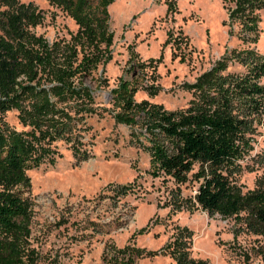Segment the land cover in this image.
<instances>
[{
	"label": "rangeland",
	"instance_id": "obj_1",
	"mask_svg": "<svg viewBox=\"0 0 264 264\" xmlns=\"http://www.w3.org/2000/svg\"><path fill=\"white\" fill-rule=\"evenodd\" d=\"M18 2L41 12L43 20L31 32L48 44L66 42L76 32L74 23L45 0ZM232 8L231 0H113L107 7V58L81 79L94 98L95 113L86 118L79 138L91 158L76 165L70 144L57 141L52 165L25 172L30 182L27 264H117L127 252L134 254L132 264H174L163 246L182 229L188 233L182 239L189 259L261 264L254 250L263 242L232 219L209 217L194 208L195 184L176 190L169 181L151 178L147 154L131 144L129 129L113 119L119 108L111 91L120 82L132 86L135 103L175 111L192 98L185 85L223 56L250 50L264 57V9L256 11L257 36L248 43L247 35L241 40L240 27L229 23ZM242 71L227 64L228 73ZM259 83L264 86V78ZM3 120L16 132L27 130L15 111ZM250 147L233 177L242 192L252 191L264 172L263 128L255 130ZM120 187L127 192L119 194Z\"/></svg>",
	"mask_w": 264,
	"mask_h": 264
},
{
	"label": "trees",
	"instance_id": "obj_2",
	"mask_svg": "<svg viewBox=\"0 0 264 264\" xmlns=\"http://www.w3.org/2000/svg\"><path fill=\"white\" fill-rule=\"evenodd\" d=\"M45 1L76 26L68 41L48 44L31 32L43 20L40 11L18 0H0V264L28 262L30 182L25 172L52 165L57 141L70 144L76 165L91 158L79 138L86 118L95 113L94 98L81 79L107 58L111 45L107 7L113 0ZM231 1L229 23L240 27L241 40L247 35L248 43L255 42L256 11L264 9V0ZM228 63L243 71L226 72ZM262 78L263 56L233 51L185 85L192 98L183 109L135 103L132 86L124 82L111 91V99L119 108L114 122L127 127L131 144L147 154L151 178L169 181L176 190L195 184L194 208L209 217L232 219L264 243V172L252 191L242 192L233 183L251 136L258 127L264 129ZM9 111H15L26 131L7 126L3 116ZM183 234L188 233L180 230L163 250L174 264H206L189 259ZM254 251L264 264V244ZM132 257L127 252L116 263L132 264Z\"/></svg>",
	"mask_w": 264,
	"mask_h": 264
}]
</instances>
